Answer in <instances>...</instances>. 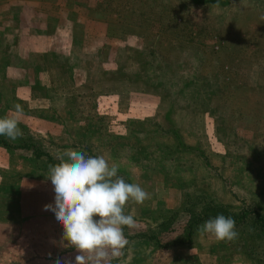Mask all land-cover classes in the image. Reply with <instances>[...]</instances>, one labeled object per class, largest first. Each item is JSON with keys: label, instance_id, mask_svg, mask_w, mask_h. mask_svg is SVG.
<instances>
[{"label": "rangeland", "instance_id": "374dc122", "mask_svg": "<svg viewBox=\"0 0 264 264\" xmlns=\"http://www.w3.org/2000/svg\"><path fill=\"white\" fill-rule=\"evenodd\" d=\"M17 103L0 264H74L44 210L69 149L151 195L111 264H264V0H0V117ZM218 214L236 240L197 235Z\"/></svg>", "mask_w": 264, "mask_h": 264}, {"label": "clouds", "instance_id": "9594fccd", "mask_svg": "<svg viewBox=\"0 0 264 264\" xmlns=\"http://www.w3.org/2000/svg\"><path fill=\"white\" fill-rule=\"evenodd\" d=\"M13 114L0 117V136L15 141L23 136L19 127L21 104H14ZM66 158V159H65ZM59 163L50 165L46 178L54 191V202L44 206L62 226V240L78 255L74 264H111L128 245L124 228L136 224L125 212L129 202L143 204L151 198L137 183H128L118 175V166L102 155L91 156L83 150H66ZM200 238L231 242L239 237L236 222L218 214L196 229ZM54 264H72L56 258Z\"/></svg>", "mask_w": 264, "mask_h": 264}, {"label": "trees", "instance_id": "16d2710c", "mask_svg": "<svg viewBox=\"0 0 264 264\" xmlns=\"http://www.w3.org/2000/svg\"><path fill=\"white\" fill-rule=\"evenodd\" d=\"M7 140H8V138H6L5 136H0V145L4 146L6 149H8L9 152H11V150L9 149L10 143ZM12 164H13L12 169L16 168L15 163L12 162ZM231 217L233 218V216H231ZM255 222L257 225H259L260 227H262L264 229V215H262L261 213L255 212Z\"/></svg>", "mask_w": 264, "mask_h": 264}, {"label": "crops", "instance_id": "0c3cea01", "mask_svg": "<svg viewBox=\"0 0 264 264\" xmlns=\"http://www.w3.org/2000/svg\"><path fill=\"white\" fill-rule=\"evenodd\" d=\"M0 148H2V147H0ZM2 149H4V148H2ZM6 152H7L8 155H6V153H4L5 155L2 156V161L4 162V164L3 165H0V166L3 167V168L8 169V168H11L13 164H12L10 152L9 151H6ZM23 190H26V187H24Z\"/></svg>", "mask_w": 264, "mask_h": 264}]
</instances>
